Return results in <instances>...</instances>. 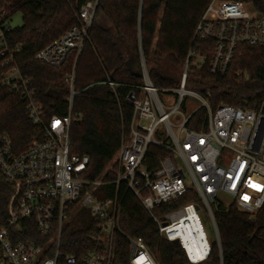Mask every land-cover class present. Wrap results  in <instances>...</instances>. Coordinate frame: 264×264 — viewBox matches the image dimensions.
Instances as JSON below:
<instances>
[{
    "label": "built area",
    "instance_id": "obj_1",
    "mask_svg": "<svg viewBox=\"0 0 264 264\" xmlns=\"http://www.w3.org/2000/svg\"><path fill=\"white\" fill-rule=\"evenodd\" d=\"M96 8L97 1L87 2L77 15V25L35 59L60 68L71 52L81 53L90 43ZM261 8L264 0H211L196 25L192 43L212 45L204 52L195 46L190 49L176 89L156 88L141 58L143 84L128 95L133 107L129 132L112 162L94 181L83 177L90 157L71 151L70 127L78 94L75 76L68 79V115L47 119L35 98L32 79L18 66L22 47L9 44L12 18L0 11V92L18 95L29 120L39 129L23 148H17L10 135H0V178L11 192L5 219L0 215V264H111L116 235L121 231L122 189L140 202L162 239L181 246L189 263L204 264L217 248L220 264H225L214 213V208L223 206L219 196L231 197V205L252 221L264 213V102L254 107L222 105L214 110L211 91L188 90V77L208 60L211 76L227 77L241 46L264 49ZM104 84L115 94L120 86L109 78ZM200 110H205L207 120L196 130L189 124ZM154 146L168 156L149 167L147 160H153L149 156ZM175 158L181 160L182 168ZM186 173L196 201L168 210L192 192L186 185ZM108 186L114 188L113 196L99 200L97 192ZM80 204L100 222L90 237L93 248L77 257L63 253L61 241ZM201 205L213 220L216 244L204 229ZM128 242L131 264L144 254L155 263L142 239L128 238Z\"/></svg>",
    "mask_w": 264,
    "mask_h": 264
},
{
    "label": "trees",
    "instance_id": "obj_2",
    "mask_svg": "<svg viewBox=\"0 0 264 264\" xmlns=\"http://www.w3.org/2000/svg\"><path fill=\"white\" fill-rule=\"evenodd\" d=\"M89 1H97L90 29V43L82 52L73 51L60 68L38 62L36 55L75 27L80 9ZM211 0H0V11L13 18L23 16V25L8 36L9 44L20 45L18 66L23 75L32 79L35 98L47 119L69 113L71 75L75 76L73 112L70 127L71 151L89 156L84 174L87 180H97L119 151L123 136L129 132L133 107L128 95L141 86L143 57L153 85L158 89L179 86L190 49L206 51L209 44L192 43L196 25ZM264 13V8H261ZM109 78L120 85L116 94L104 84ZM205 94L211 91L214 110L222 105L254 107L264 102V49L241 46L227 77L209 74V60L201 70L189 74L188 86ZM207 120L200 110L190 121L193 129ZM26 113V105L16 94L0 92V135L8 134L17 148L30 143L38 133ZM148 166L168 154L152 147ZM113 187L97 192L99 200L113 196ZM121 231L116 235L111 264H131L132 252L128 238H140L151 256L161 264H191L184 250L159 235L158 226L131 192L120 194ZM11 197L9 185L0 178V215L5 219ZM196 201L192 193L177 200L173 207H183ZM160 211L158 210V213ZM225 264H264V213L255 221L235 206L215 208ZM100 221L89 209L81 210L66 228L61 251L82 257L93 248L91 235ZM28 238V237H26ZM155 261V260H154ZM156 263V262H155ZM204 264H220L217 248Z\"/></svg>",
    "mask_w": 264,
    "mask_h": 264
},
{
    "label": "rangeland",
    "instance_id": "obj_3",
    "mask_svg": "<svg viewBox=\"0 0 264 264\" xmlns=\"http://www.w3.org/2000/svg\"><path fill=\"white\" fill-rule=\"evenodd\" d=\"M249 10H252L251 7H249ZM11 23H12V27L14 29L17 28V27H21L23 25V16H22V14L21 13L14 14ZM179 74L181 75V71L179 72ZM177 87L178 86H176L174 89H176ZM187 89L190 90V91H194V89L190 85L187 87ZM175 161H176V163H177V165L179 167H181V168L183 167V164H182V162H181V160L179 158H175ZM185 177H186V185H187L188 189H190L192 191L191 193H193L194 186H193V183L191 181V178H190L189 174L186 173ZM219 201L222 203V205L225 208H228L231 205L232 199H231V197H229L227 195H221V196H219ZM213 207H214V205H213ZM77 209L78 210H76V212L74 213V215L72 217L71 223L73 222V220L75 219L76 215L81 210L85 211V210H87L89 208L84 207L83 204H80ZM214 211H215V208H214ZM199 216L201 218V221L203 223L204 229H205V231L207 233V236H208L210 242L212 244H216L217 243V234H216V230H215V227H214L213 220H212L210 214L208 213V211L206 210V208L204 206H202V205H201V209H200V212H199ZM152 258L155 260L156 264H161L158 257H155V256L152 255Z\"/></svg>",
    "mask_w": 264,
    "mask_h": 264
},
{
    "label": "bare ground",
    "instance_id": "obj_4",
    "mask_svg": "<svg viewBox=\"0 0 264 264\" xmlns=\"http://www.w3.org/2000/svg\"><path fill=\"white\" fill-rule=\"evenodd\" d=\"M135 264H155L149 256L142 255Z\"/></svg>",
    "mask_w": 264,
    "mask_h": 264
},
{
    "label": "water",
    "instance_id": "obj_5",
    "mask_svg": "<svg viewBox=\"0 0 264 264\" xmlns=\"http://www.w3.org/2000/svg\"><path fill=\"white\" fill-rule=\"evenodd\" d=\"M139 66H141V63L140 62L138 64H136V65L133 66L134 67V70H138L139 69Z\"/></svg>",
    "mask_w": 264,
    "mask_h": 264
}]
</instances>
